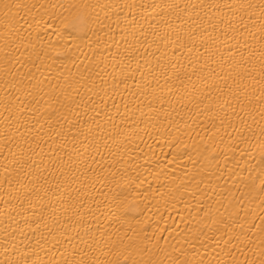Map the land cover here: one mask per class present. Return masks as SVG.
Wrapping results in <instances>:
<instances>
[{
  "label": "bare ground",
  "instance_id": "obj_1",
  "mask_svg": "<svg viewBox=\"0 0 264 264\" xmlns=\"http://www.w3.org/2000/svg\"><path fill=\"white\" fill-rule=\"evenodd\" d=\"M0 264H264V0H0Z\"/></svg>",
  "mask_w": 264,
  "mask_h": 264
}]
</instances>
